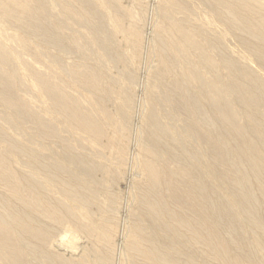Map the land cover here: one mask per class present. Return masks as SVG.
I'll list each match as a JSON object with an SVG mask.
<instances>
[{"label":"bare ground","instance_id":"obj_1","mask_svg":"<svg viewBox=\"0 0 264 264\" xmlns=\"http://www.w3.org/2000/svg\"><path fill=\"white\" fill-rule=\"evenodd\" d=\"M144 4L0 0V264L110 260ZM156 18L126 257L264 264V0H156Z\"/></svg>","mask_w":264,"mask_h":264},{"label":"rangeland","instance_id":"obj_2","mask_svg":"<svg viewBox=\"0 0 264 264\" xmlns=\"http://www.w3.org/2000/svg\"><path fill=\"white\" fill-rule=\"evenodd\" d=\"M144 7V14L141 17V21L140 24L142 22L141 26V33H142V44H141V48L139 51V54L136 56L135 58V64L132 65L131 62L129 61V64H126V66L128 65L129 68H131L129 70V68H126L129 71H131V75L130 76H134L133 79H131L132 81V88H133V92L131 93V100H132V111L130 114V118H129V138H128V143H127V152H126V159H125V164L122 165L121 169V173L120 175L122 176L121 178V182L119 183L118 186V190H119V203L117 205L116 208H114L115 210H113V212H115L116 214V220H117V228H116V235L114 237V247L113 250L111 252V258L109 261H103L102 259L99 260L100 264H131V261L128 260V257H126V246L124 243V238L127 236L128 232H129V226H130V216L129 214L131 213V210H133V208H135L136 206V202L134 201V192L132 190V186L133 183L135 181L136 178L139 177V170L137 165L135 164V157H136V153H137V140L139 139L140 136V126H139V122H138V116L140 115V113L138 111H140L139 109H141V105L144 103L143 101L145 100V92H146V81H148L147 77V73L150 70H153L156 66H157V61H156V57L155 55H153L149 49L152 47V40H153V36H154V27L155 24L157 23V18H156V0H145V4L142 6V8ZM137 8V7H136ZM100 20V19H99ZM102 20V19H101ZM89 28V27H87ZM75 50L70 51V49H67L66 51H64L63 53L67 52L66 55L61 56L60 54V58H65V56L67 57L68 60L63 59V61L65 60L66 63L67 61L71 62L73 60L74 57V61L78 60V54L77 51L76 53L74 52ZM70 52V53H68ZM75 53V54H73ZM74 55V56H72ZM69 56V57H68ZM70 58V59H69ZM76 58V59H75ZM62 61V59H60ZM59 61V62H61ZM68 62V63H69ZM128 63V62H127ZM62 64V62H61ZM65 64V63H63ZM116 64V63H115ZM118 65V66H117ZM114 66V64H112L111 66L114 67V70L120 71L121 70V66L119 64H117ZM117 66V67H116ZM116 67V68H115ZM119 67V68H118ZM105 68L108 69L105 65ZM146 84V85H145ZM144 97V98H143ZM143 102V103H141ZM141 103V105H140ZM141 112V111H140ZM139 113V114H138ZM0 120L1 117H0ZM2 121H0L1 123ZM3 123V122H2ZM21 131L23 130V126L21 127ZM25 129V128H24ZM20 130V128H19ZM17 132L18 134H21L20 132ZM23 134V133H22ZM39 140L40 139H36ZM47 153V152H46ZM44 153V156L45 154ZM50 155V153H47L45 158H48V156ZM58 232L55 234L57 237L54 239L53 244L55 243V247H56V251L60 254H63L65 257H68L69 255L71 256V252L72 250L67 247L65 248V246L61 245L60 248V244H59V240L62 237L65 238H70V236H72V233L67 232L65 230H62V232H60V230H57ZM59 234V235H58ZM59 236V238H58ZM74 238H78L77 243V253H75L76 255L80 254L83 249L85 248V243L84 238L81 237L79 234L75 235ZM57 243V244H56ZM58 245V246H57ZM84 248H83V247ZM64 247V248H63ZM79 247V249H78ZM82 247V248H81ZM65 249V250H64ZM71 251V252H70ZM70 252V253H69ZM69 256V257H70ZM31 264H39L38 261L32 262Z\"/></svg>","mask_w":264,"mask_h":264}]
</instances>
